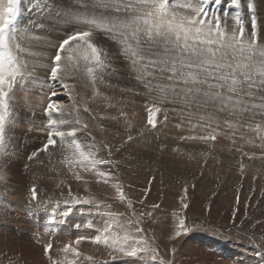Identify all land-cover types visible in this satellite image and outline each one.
Returning a JSON list of instances; mask_svg holds the SVG:
<instances>
[{
    "label": "rangeland",
    "instance_id": "obj_1",
    "mask_svg": "<svg viewBox=\"0 0 264 264\" xmlns=\"http://www.w3.org/2000/svg\"><path fill=\"white\" fill-rule=\"evenodd\" d=\"M261 1L238 0L237 5L233 6L231 0H220L218 4L215 0H211L206 6L208 17L209 19L218 17L229 29L235 26V20L239 17L246 26V33H250L251 20L255 18L257 39L264 45V0L262 3ZM179 2L181 0H177V3ZM88 13L85 12L81 0H21L20 13L15 21L18 42L23 38L19 34L20 30L34 37L25 40L31 49L21 45V59L27 63L26 69L32 70L28 72L40 73L43 68L49 69L48 65L60 40L66 38L72 31L86 28L85 25L74 22L72 17ZM93 41L102 50L101 69H104L103 72L107 76L102 77L103 80L96 71L93 83L86 73L85 63L81 61L78 68L72 69L66 76L65 82L69 84V93H63L62 89H54L60 93V101L64 103L63 116L56 114L55 118L64 117L63 119L67 121L61 126L63 130H69L66 128L68 123L72 124L71 127L79 128L75 129L81 134L79 140L85 145V149L88 150V146H91L90 150L98 159L109 161L107 164L99 165L98 169L111 172L112 180L108 184L97 182L98 178L94 172L85 171L79 165L71 167L65 164L63 162L65 153L61 151L59 142L57 147H50L49 153H42L44 155H39L38 160L34 158L35 162L44 161L51 167L50 176L45 178H41L42 176H39L34 169H25V165L18 162L15 167L19 169L20 174L18 177H13L7 171L9 168L7 159L0 158V177H2L0 179L2 202H0V264H53V262L55 264H152L151 253L141 254L138 258L124 257L103 246L93 245L87 240L76 246L79 256L62 251L63 246L75 241L77 236L95 235L97 229L113 221H117L124 229L133 233L137 226L143 229L139 235L156 250L155 264H159L160 260H163L164 264H264V175L259 174L257 168L258 166L264 168L262 167L264 145L260 143V138L264 137V115L251 113V116H246L245 113L230 116L228 111L224 112L225 115L222 112L216 116L208 115L207 113L217 109L207 106L206 111L203 109L190 111L183 107L184 101L169 100L164 101L162 109L164 112L161 113L162 116L160 115L161 120L159 115L157 116L159 119L156 118L155 128L148 125L147 113L146 116L140 115L142 126H138L136 129L140 130L130 136L131 139L138 136L139 139H136L138 143L133 139L135 141L133 145L129 137L116 142L110 131L111 125L107 123L110 119L116 121L114 115L104 114L99 110V105L112 104V109H117L114 110L119 117L125 114L116 107V104L107 100L109 95L100 87L104 83L110 84L108 76L114 75L123 82L131 76L133 78L134 68L133 70L130 68L135 66L130 55L124 51L121 42L107 33L95 31ZM34 45H37L38 49L34 50ZM37 63L44 64L42 69H36ZM29 75L26 74L19 80L20 85L16 84L20 89L19 94L23 93L21 95L24 101L30 98L28 100L30 103L38 102V105L41 103L40 105L45 107L47 99L42 95L46 96V93L40 91V88L30 87L32 78L34 80L35 77ZM138 81L145 87V80ZM54 88H60V85ZM128 88L131 87L123 85L124 90ZM13 92L10 91L9 94ZM31 93L37 94L40 99L32 100ZM135 93L146 96L151 101L160 99L155 93H149L147 89L141 87L137 88ZM26 95L31 96L26 98ZM261 95L260 92H254L256 102H261ZM105 99L108 102L103 103ZM26 101L23 107H27L25 112L30 111L31 115L33 112L30 103L27 104ZM142 103L144 108L146 102ZM173 103H178L179 106L182 103L180 110L178 104L173 106ZM194 106L196 108L197 105H192V108ZM145 109L146 106L143 110ZM170 109L178 110L180 113L186 112L183 116L185 119L181 120L178 117L176 122L178 124L180 121L186 124V127L180 123L179 127L174 121L164 119L165 115L171 112ZM143 110L141 109L142 113ZM173 110L172 113L175 112ZM39 113L45 116L43 110ZM194 115H199L197 117H200V120L196 118L197 120L194 121ZM240 116H243L242 119ZM69 118L71 119L68 120ZM175 126L183 132L181 136L204 135V133L207 135L214 131L216 139L208 142L181 140L179 134L180 137L176 133L173 135V131L170 132ZM23 131L24 135L31 133L26 127ZM45 133L36 149L46 142L47 132ZM217 139L222 141L219 142ZM132 145L135 150L145 153L148 159L152 157L150 158L152 163L141 162L129 156ZM244 145L248 149L244 148ZM197 146H200L201 150L196 151L194 147ZM214 150L219 151L222 156L234 159V167L217 158ZM26 161L29 163L30 160L26 159ZM253 162H260L255 169L251 165L254 164ZM164 164L175 166H171V169ZM249 165L253 167L250 168L253 169L251 172L255 170V173L246 179V174L241 169L243 167L249 169ZM74 172L79 173L83 179L76 180ZM113 183L122 185L126 196L124 202L116 199ZM32 185L37 188L36 200L31 199L28 191ZM69 189L72 196L80 198V202H71ZM145 189H148L147 195ZM4 198L12 200L16 198L22 208L12 209ZM183 204L187 207H183ZM153 205L158 207L154 208ZM53 215L54 220L50 223L49 218ZM178 218L184 219L187 231H182L175 239H170L175 235ZM77 224L81 227L76 228ZM89 224L92 227H86ZM114 230L122 234L121 228L117 227ZM47 244H51L52 248L45 255L44 248Z\"/></svg>",
    "mask_w": 264,
    "mask_h": 264
},
{
    "label": "snow or ice",
    "instance_id": "obj_2",
    "mask_svg": "<svg viewBox=\"0 0 264 264\" xmlns=\"http://www.w3.org/2000/svg\"><path fill=\"white\" fill-rule=\"evenodd\" d=\"M20 2L21 0H0V150L4 147L5 126L10 114L9 93L23 78L27 68V63L20 56L22 48L15 28ZM210 2L211 0H181L179 3L177 0H81L85 12L90 10V14L73 16L72 20L86 28L72 31L60 40L48 65L49 78L58 82L63 92L68 94L70 89L65 82L66 76L83 61L86 73L94 83L95 71L102 66V50L93 41V35L100 30L121 42L134 66L141 65L143 75L138 79L150 77L145 80L144 86L149 93L160 97L159 100L146 102L147 123L152 128L156 127V118L162 112L164 101L169 100L184 101L183 107L190 111H206L207 106L217 109L207 113L208 115L225 111L230 116L249 112L255 115V109L264 108V45L257 39V21L255 18L251 20L250 33H246V26L239 17L235 20V26L229 29L218 17L209 19L206 6ZM215 2L218 4L220 0ZM237 3L238 0H231L233 6ZM148 68L153 71L148 72ZM54 87L55 85L50 88L43 108L47 118L44 126L47 132L46 142L34 150L28 159L31 161L40 153H49L50 147H57L59 142L61 151L65 153V164L71 167L79 165L85 171L94 172L97 182L108 184L112 180V173L99 170L98 166L109 161L98 159L90 150L91 146L86 150L85 145L77 138V129L63 130L61 126L67 121L55 118L56 114L63 116L64 105L60 102V93ZM254 92L262 93L261 103H255ZM192 105L198 107L192 108ZM180 139L208 142L214 141L216 135L213 132L207 135L181 136ZM27 168L28 165H25V169ZM73 175L78 181L83 179L79 173L74 172ZM112 187L115 189L116 199L124 202L126 196L122 185L113 183ZM28 191L31 199L36 200V186L32 185ZM144 191L147 195L148 189ZM68 195L72 197L71 202H80L79 197L72 196L71 189ZM183 207L187 205L183 204ZM53 220L54 215L49 218V222ZM75 227L81 226L77 224ZM117 227L121 228L122 234L114 230ZM142 231L137 226L133 233L113 221L97 229L95 235L77 236L75 241L65 244L62 251L79 256L76 246L87 240L124 257L138 258L141 254L151 253V262L155 264L156 250L139 235ZM182 231H187L185 221L178 218L175 235L170 239H175ZM51 248V244L45 246V255ZM159 264H164V261L160 260Z\"/></svg>",
    "mask_w": 264,
    "mask_h": 264
},
{
    "label": "bare ground",
    "instance_id": "obj_3",
    "mask_svg": "<svg viewBox=\"0 0 264 264\" xmlns=\"http://www.w3.org/2000/svg\"><path fill=\"white\" fill-rule=\"evenodd\" d=\"M263 1V0H262ZM262 1H261V3H262ZM264 3V2H263ZM70 8H72V7H70ZM260 10V9H259ZM73 11H75V10H73ZM88 14H90V12L88 13ZM25 25V24H24ZM20 35H22L23 36V38L21 39V41L19 42V44L20 45H22V46H24L25 48H27V49H31L30 47H29V45H28V43L25 41V40H27L29 37H31V38H33L34 39V37H32L31 35H29L27 32H25V33H22V31L20 30V33H19ZM36 37H38V36H36ZM38 42H39V40H38ZM37 45H34V50L35 49H38V47H36ZM129 60V59H128ZM131 60V59H130ZM129 62V61H128ZM42 65H44V64H41V63H37V66H36V69H38V70H40V69H42ZM129 68H130V66H129ZM133 68H134V70H133ZM130 69H132L133 71H134V74H133V78H132V76H131V78L130 79H128L126 82L124 81H121V79H119L118 77L116 78V77H114V75L113 76H108L107 77V79L110 81V84H108V85H105V83L104 84H102L101 85V87L100 88H102V90H104V92L105 93H107V95H109V97H107L108 99L107 100H109L110 101V103H114V104H116L117 106L116 107H119L120 109H121V111H123V114H125V115H123V116H121V117H119L118 115H117V113H115V110H117L116 108H113L112 109V104H109V105H107V104H103V105H99V110L101 111V112H104V114H107V115H114V120H116V121H111V119L110 120H107V123L109 124V125H111L110 127V131H111V134H113L112 136L115 138V140H116V142L118 141H123L125 138H127V137H130V136H132V135H134V133H136V132H138L139 130H137L136 128L138 127V126H142V125H140V122H141V119H140V115L142 114V115H144V116H146V112H144V111H146V110H143L144 108H145V106L146 105H144L143 107L144 108H142V102H147V101H151V99H149L148 97H146V96H142V95H140L139 93H135V91L137 90V88H139V87H141V89H146L145 87H143V86H141L140 85V83H139V79H138V77L139 76H141V75H143V72L141 71V65H139V64H137V65H135V67H131ZM27 70V71H26ZM25 70V72H24V75H26V74H30V75H33L34 77H35V79L33 80V78H32V84L30 85V87H37V88H40L41 90L40 91H42V92H44L45 91V93H46V96L45 95H42V96H44L45 98L47 97V94L49 93V90H50V88L53 86V85H59V83L58 82H53V81H51L50 80V78H49V75H48V73H49V69H42L41 70V72L40 73H31V72H28V71H32V70H30V69H26ZM104 70V69H103ZM103 70L101 69V67L100 68H98V70L96 69V71H98L97 72V74L99 75V77H105V76H107V74L105 75L104 74V72H103ZM95 71V72H96ZM147 71L148 72H152L153 70L151 69V68H148L147 69ZM130 73H131V71H130ZM129 73V74H130ZM131 74V75H132ZM29 75V76H30ZM32 76V77H33ZM25 77V76H24ZM145 77H147V78H145L144 80H147V79H149L150 77H148V76H145ZM106 78V77H105ZM26 79H27V77H26ZM103 80H104V78H102ZM21 80V79H20ZM24 80V79H23ZM23 80L22 81H20V83L21 82H23ZM99 80V79H98ZM106 80V79H105ZM122 80H124V79H122ZM142 80V79H141ZM31 81V80H30ZM107 81V80H106ZM107 83V82H106ZM17 84H19V81H18V83ZM22 84V83H21ZM100 84V83H99ZM20 85V84H19ZM118 85V86H117ZM123 85L124 86H129V87H131V88H128L127 90H124L123 89ZM17 88H15V89H13V90H11L13 93H11V94H9V100H8V102H9V105H10V114H9V118H8V120H7V122H6V128H5V140H4V147H3V150H1L0 151V154H2V155H0V158H1V160H2V158H4V160H6L7 159V163L9 164V168L7 169V171H8V173H10V175L11 176H17L18 177V175L20 174V171H19V169L17 168V167H15L16 166V162H18V163H20V164H22L23 166L24 165H28V168L30 169V170H32V169H34L35 170V172H37L38 173V175L40 176H42L41 178H45V177H47V176H50V173H51V167H49L48 165H47V163H45L44 161H36L35 162V159H39V155H44V154H42V153H40L39 155H38V157L37 158H35L34 160H31V161H29V163H27V161H26V159H28V154H30L31 152V150L33 149H36V147H38V144H40L41 142V140H43V136L46 134L45 132H46V130H44V126H45V124H46V120H47V118H45V116H42V113H39L41 110H43V108H44V106L43 105H38V102L37 103H35L34 101H31V103L28 101L30 98V96L29 97H27V95H26V98H29L27 101H26V103L28 104V103H30V108L32 109V114L30 115V111L28 112V113H26L25 112V108H27V107H23L24 106V103H25V101H24V99H22V95L21 94H23V93H21V94H19L20 93V89H18V86H16ZM54 89H61V88H54ZM130 89V90H129ZM32 92V91H31ZM58 92V91H57ZM35 93H38V92H35ZM35 93H31L32 94V100H38V99H40V97L37 95V94H35ZM64 93V92H63ZM149 94V93H148ZM40 95V94H39ZM106 94H105V96H107ZM147 95V94H146ZM20 96V97H19ZM101 96V95H100ZM21 98V99H20ZM24 98V97H23ZM104 97H102V99H103ZM42 100H43V97H42ZM63 100V99H62ZM67 100H69V99H67ZM73 100H74V98H73ZM106 99L104 100V102H103V100H102V102L103 103H105L106 101H107ZM66 101V100H65ZM43 102V101H42ZM46 102V101H45ZM61 103L63 102V101H60ZM100 102H101V99H100ZM108 102V101H107ZM142 104H141V103ZM250 102V101H249ZM66 103V102H65ZM165 103V102H164ZM179 103V102H178ZM178 103H173V106H175V104H176V106H177V104ZM255 103H261V102H256V100H255ZM27 104H25V106L27 105ZM32 104V105H31ZM63 105H64V103H62ZM72 104V103H71ZM167 104V103H166ZM182 104V103H181ZM181 104H180V106H181ZM37 105V106H36ZM66 106L68 105V104H65ZM169 106V105H168ZM179 104H178V109H179ZM29 107V106H28ZM33 107H34V109H33ZM171 107V106H170ZM177 107H175L176 109H177ZM192 107V106H191ZM196 107H198V106H196ZM40 108H41V110H40ZM66 108H69V107H66ZM181 108V107H180ZM183 108V107H182ZM194 108H195V106H194ZM115 109V110H114ZM141 109L143 110V113L141 112ZM184 109V108H183ZM210 109V108H209ZM40 110V111H39ZM171 110V109H170ZM173 110V109H172ZM172 110H171V112H169V113H167V120H170V121H174L175 122V125L177 124L176 122H177V118L178 119H180L181 118V120H183V119H185V117H183L184 116V114L186 113V112H184L183 110V113H180L178 110L176 111V110H173V111H175V112H173L172 113ZM180 110V109H179ZM35 111H37V112H35ZM181 111V112H182ZM204 111V110H203ZM256 113H259V114H263L264 115V108H261V109H255L254 110ZM164 111H162L161 113H163ZM177 112V113H176ZM215 112V111H214ZM161 113L160 114H158L159 115V117H160V115H161ZM224 115L226 114V113H224V112H222ZM181 114V115H180ZM183 114V115H182ZM251 114V112H249V114L247 115V113H246V116H249ZM32 115H33V117H32ZM44 115V114H43ZM187 115V114H186ZM207 115V114H206ZM252 115V114H251ZM250 115V116H251ZM30 116V117H29ZM162 116V115H161ZM193 116V115H192ZM195 116V115H194ZM197 116H199V115H196L195 116V120L194 121H196L197 119L198 120H200L199 118L200 117H197ZM216 116V115H215ZM228 116V115H227ZM239 116V115H238ZM238 116H236V117H238ZM32 117V119H29V118H31ZM112 117V116H111ZM241 117V119H242V117L243 116H240ZM245 117V116H244ZM64 118V117H63ZM158 118V117H157ZM161 118L162 117H160V120H161ZM197 118V119H196ZM211 118H212V116H211ZM71 118H69L68 120H70ZM159 119V118H158ZM165 119V118H164ZM176 119V120H175ZM191 119V118H190ZM193 119V118H192ZM204 120V119H203ZM208 120V119H207ZM235 120V119H234ZM179 121V120H178ZM193 121V120H192ZM238 121V120H237ZM245 121H247V120H245ZM250 121V120H249ZM164 122V121H163ZM173 122V123H174ZM207 122V121H206ZM224 122V121H223ZM142 123V122H141ZM179 123H180V121H179ZM178 123V124H179ZM205 122H203V124H204ZM253 123V122H252ZM177 124V125H178ZM182 126L184 125V124H182V123H180ZM202 124V125H203ZM206 124V123H205ZM217 124H218V122H217ZM223 124V123H222ZM229 124V123H228ZM76 125V124H75ZM163 125V124H162ZM165 125V124H164ZM167 125V124H166ZM181 125H178L179 127L181 126ZM192 125V124H191ZM227 125V124H226ZM72 126V124H69L68 123V126H66V128L68 129H71V128H78V127H71ZM171 126V125H170ZM185 127H186V124L184 125ZM241 126V125H240ZM27 128L28 129V131H31V133H26L25 135H24V131H23V129L24 128ZM178 127V128H179ZM192 127L194 128V126L192 125ZM198 127V126H197ZM199 127H201V126H199ZM228 127V126H227ZM140 128V127H139ZM178 128L175 126V128H173V130H170V132L171 131H173L174 132V134L173 135H175V133H176V135H183V132H181L180 130H178ZM204 128V127H203ZM79 129V128H78ZM171 129V128H170ZM183 131H184V129H182ZM109 131V130H108ZM154 131H155V129H154ZM161 132H163L162 130H161ZM167 132V131H166ZM186 132V131H185ZM190 131H188V132H186V133H189ZM214 132V131H213ZM251 132V131H250ZM45 133V134H44ZM110 133V132H109ZM164 133V132H163ZM247 133V132H246ZM44 134V135H43ZM165 135H167V133H164ZM169 134V133H168ZM195 134V133H194ZM224 134V133H223ZM250 134V133H249ZM137 135V134H136ZM163 135V134H162ZM178 135V136H179ZM204 135H205V133H204ZM112 136H111V138H112ZM170 136V135H169ZM179 136V137H180ZM138 137V136H137ZM137 137H132V139H131V141H132V144L133 145H135V141L138 143V141L136 140V139H139V137L137 138ZM146 137V136H145ZM164 137V136H163ZM256 137V136H255ZM77 138L78 139H80L81 138V134H78L77 133ZM111 138H110V141H111ZM251 138V137H250ZM254 138V137H253ZM33 139V140H32ZM46 139V138H45ZM135 141H134V140ZM149 139V137L147 138V140ZM218 139H220V138H218ZM217 139V140H218ZM261 139V141H260V143H262L263 145H264V137H261L260 138ZM255 140V139H254ZM257 140H259V139H257ZM219 142L220 141H222V140H218ZM145 142V141H144ZM113 143V142H112ZM171 143V142H170ZM210 143H212V142H210ZM225 143H227V142H225ZM153 144V143H152ZM218 144V143H217ZM221 144V143H220ZM253 144V143H252ZM130 145V144H129ZM133 145L132 146H130L131 147V153L129 154V156H131L133 159H138L139 161H141V162H150L151 161V163H152V160L150 159V158H152V157H149V159L147 158L148 156L145 154V153H141V152H139V151H137V150H135L134 149V147H133ZM145 145V144H144ZM158 145V144H157ZM179 145V144H178ZM187 145V144H186ZM211 145V144H210ZM213 145V144H212ZM238 145V144H237ZM245 145H247V144H245ZM245 145L243 146L244 148H247V147H245ZM250 145V144H249ZM149 146V145H148ZM232 146V145H231ZM129 147V146H128ZM144 147V146H143ZM160 147V146H159ZM161 147H162V145H161ZM193 147V146H192ZM251 147V146H250ZM141 148V147H140ZM195 148V150L196 151H199V150H201V148H200V146H197V147H194ZM264 148V147H263ZM183 149V148H182ZM233 149V148H232ZM248 149V148H247ZM250 149V148H249ZM226 150V149H225ZM252 150H254V149H252ZM251 150V151H252ZM264 150V149H263ZM56 151V150H55ZM30 152V153H29ZM142 152H143V149H142ZM155 152V151H154ZM214 152V154H216L217 155V158L219 157V158H221V159H223V161L225 162V163H227V164H231L232 165V167H234V163H235V160L234 159H231V157H229V156H222V154L219 152V151H213ZM253 152V151H252ZM255 152V151H254ZM257 152V151H256ZM262 152V151H261ZM212 153V152H211ZM213 154V155H214ZM216 155H214V156H216ZM158 156V155H157ZM201 156V155H200ZM46 157V156H45ZM195 157V156H194ZM197 157V156H196ZM199 157V156H198ZM197 157V158H198ZM223 157H225V158H223ZM186 158V157H185ZM261 158V157H260ZM194 159V158H193ZM201 159V157L199 158V160ZM244 159V158H243ZM3 160V161H4ZM29 160V159H28ZM45 160V159H44ZM54 160V159H53ZM168 160V159H167ZM253 160V159H252ZM48 161V160H47ZM192 161V160H191ZM201 161V160H200ZM217 161H218V159H217ZM254 161V160H253ZM168 162V161H167ZM170 162V161H169ZM187 162V161H186ZM204 162V161H203ZM246 162H248V161H246ZM251 162V161H250ZM249 162V163H250ZM263 162V161H262ZM6 163V164H7ZM254 163V162H253ZM258 163H260V162H255L254 164H251L252 166H254V169H255V167L257 166V165H259ZM48 164H50V163H48ZM198 164V163H197ZM241 163H239V165H240ZM5 165V164H4ZM193 165V164H192ZM164 166H166V167H168V168H171V166H175L174 164H164ZM206 166V165H205ZM237 166H238V164H237ZM243 166V165H242ZM250 166V165H249ZM252 166H250L249 167V169L247 168V167H241L242 169H241V171L243 172V173H245L246 175V179H247V177H249L251 174H253V173H255V170H254V172H251L252 170L250 169ZM262 167H264L263 165H262ZM181 168V167H180ZM193 168V167H192ZM201 168V167H200ZM230 168V167H229ZM253 168V167H252ZM259 170H258V169ZM256 169L259 171V174L260 173H262V175H264V168H261L260 166H258ZM11 169V170H10ZM172 169V168H171ZM196 169H198V168H196ZM33 170V171H34ZM181 170H186V169H181ZM194 170V169H193ZM225 170V169H224ZM258 171H256V172H258ZM206 172V171H205ZM218 172V171H217ZM184 173V172H183ZM185 173H186V171H185ZM7 174V173H6ZM169 174V173H168ZM8 175V174H7ZM189 175V174H188ZM237 175V174H236ZM250 178V177H249ZM249 181V180H248ZM14 188V187H13ZM13 188H11V189H13ZM11 189H10V191H11ZM18 192V191H17ZM18 195H19V193H18ZM14 196V195H13ZM12 196V197H13ZM20 196V195H19ZM14 197H16V196H14ZM11 198V197H10ZM18 198V197H17ZM29 199V198H28ZM23 200V199H22ZM31 200V199H30ZM4 201L5 202H7V204H9L10 206H12V209H14V210H19V208H22L21 207V204H19V201L18 200H16V198H14V200H12V199H5L4 198ZM1 202V201H0ZM2 203V202H1ZM43 203V202H42ZM23 206V205H22ZM25 206V205H24ZM24 208V207H23ZM75 214V213H74ZM76 215V214H75ZM31 229V228H30ZM2 233V232H1ZM209 245V244H208ZM23 247V246H22Z\"/></svg>",
    "mask_w": 264,
    "mask_h": 264
}]
</instances>
